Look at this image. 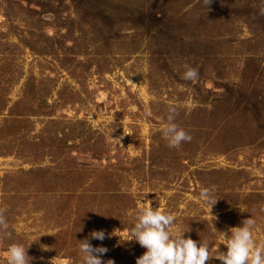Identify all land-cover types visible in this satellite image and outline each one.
Masks as SVG:
<instances>
[{
  "label": "rangeland",
  "instance_id": "1",
  "mask_svg": "<svg viewBox=\"0 0 264 264\" xmlns=\"http://www.w3.org/2000/svg\"><path fill=\"white\" fill-rule=\"evenodd\" d=\"M89 2L0 0V264L13 242L30 264H80L85 238L135 264L145 200L209 243L205 264L250 217L264 247V4ZM139 11L166 22L148 32ZM169 109L191 136L179 147L162 136Z\"/></svg>",
  "mask_w": 264,
  "mask_h": 264
},
{
  "label": "clouds",
  "instance_id": "2",
  "mask_svg": "<svg viewBox=\"0 0 264 264\" xmlns=\"http://www.w3.org/2000/svg\"><path fill=\"white\" fill-rule=\"evenodd\" d=\"M264 4V0H261ZM259 14L264 15V7L259 8ZM197 70L185 66L182 79L195 80ZM167 123L162 126V136L168 147H179L181 142L191 140V136L174 122V109H169ZM124 134H129L123 128ZM114 139V138H113ZM114 140H119L115 138ZM199 197L205 201H211V189L201 188ZM145 200L144 206L138 207L135 214V222L131 227L130 241L137 242L146 251L136 258L135 264H205L210 258V245L207 241H194L185 238L183 233L173 235L169 229L173 225L174 216L162 212L159 208H153L151 203ZM216 203V202H215ZM241 212L243 209L239 208ZM242 226L232 227L228 230L230 235L224 241L227 247L226 252L215 256L222 264H264V247L254 243L251 226L253 219L247 218ZM185 233V232H184ZM90 237L95 240L105 239L104 230H93ZM79 252L81 254L80 264H113L111 259L102 261L101 257L108 251L106 247L96 246L90 243L88 238L79 240ZM27 248L21 243L13 242L7 249L6 264H30L26 252Z\"/></svg>",
  "mask_w": 264,
  "mask_h": 264
},
{
  "label": "trees",
  "instance_id": "3",
  "mask_svg": "<svg viewBox=\"0 0 264 264\" xmlns=\"http://www.w3.org/2000/svg\"><path fill=\"white\" fill-rule=\"evenodd\" d=\"M77 10H82L84 8L90 9L89 0H71ZM89 5V6H88ZM137 12V11H136ZM135 13V12H134ZM136 24L147 27L148 32H153V29H161L164 23V17L159 15V13L148 12V11H139L134 15L132 19Z\"/></svg>",
  "mask_w": 264,
  "mask_h": 264
}]
</instances>
